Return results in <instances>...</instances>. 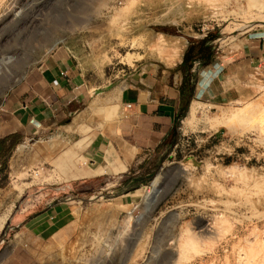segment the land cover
Masks as SVG:
<instances>
[{
  "label": "rangeland",
  "instance_id": "1",
  "mask_svg": "<svg viewBox=\"0 0 264 264\" xmlns=\"http://www.w3.org/2000/svg\"><path fill=\"white\" fill-rule=\"evenodd\" d=\"M260 24L264 0H0V105L66 45L92 87L90 111L111 117L116 107L98 103L110 90L114 100L144 66L175 63L203 34L225 42ZM244 87L246 95L232 102H196V118L181 119L167 156L131 203L122 205L111 187L84 191L99 183H58L71 185L64 193L74 219L28 264H264V81ZM38 160L1 172L0 216L17 200L52 197L58 179ZM20 247L12 264L26 261Z\"/></svg>",
  "mask_w": 264,
  "mask_h": 264
},
{
  "label": "crops",
  "instance_id": "2",
  "mask_svg": "<svg viewBox=\"0 0 264 264\" xmlns=\"http://www.w3.org/2000/svg\"><path fill=\"white\" fill-rule=\"evenodd\" d=\"M263 28L233 33L225 42L206 33L188 42L175 63L144 66L126 79L114 100L110 90L106 103H98L116 107L111 117L103 109L90 111L92 87L68 46L46 55L0 105V176L13 167L27 168L35 156L58 181L48 190L52 197L40 193L14 203L0 264L21 260L20 246L27 257L21 264H28L37 252L56 245L55 237L74 219V201L64 193L71 185L60 182L99 183L84 191L111 187L122 205L131 203L167 156L192 102L222 105L244 97L246 82L264 81ZM10 135L13 141L2 144Z\"/></svg>",
  "mask_w": 264,
  "mask_h": 264
},
{
  "label": "bare ground",
  "instance_id": "3",
  "mask_svg": "<svg viewBox=\"0 0 264 264\" xmlns=\"http://www.w3.org/2000/svg\"><path fill=\"white\" fill-rule=\"evenodd\" d=\"M127 58H128V61H129L130 60V56H128ZM191 104H190L191 106L189 107V111L187 113V116L185 117V119L183 121L184 122V125H187L192 120H194L196 118V113L199 111V105H197L196 102H194V103L192 102ZM234 114H235V116H237L236 114H238V113H234ZM8 211L6 213H4V214L2 213V215L0 216V230H1L2 226L4 225V223H5V221H6L7 217H8Z\"/></svg>",
  "mask_w": 264,
  "mask_h": 264
},
{
  "label": "trees",
  "instance_id": "4",
  "mask_svg": "<svg viewBox=\"0 0 264 264\" xmlns=\"http://www.w3.org/2000/svg\"><path fill=\"white\" fill-rule=\"evenodd\" d=\"M13 138H14V135H10L8 137H6L5 139L1 140V143L3 144L7 139L12 142L13 141Z\"/></svg>",
  "mask_w": 264,
  "mask_h": 264
},
{
  "label": "built area",
  "instance_id": "5",
  "mask_svg": "<svg viewBox=\"0 0 264 264\" xmlns=\"http://www.w3.org/2000/svg\"><path fill=\"white\" fill-rule=\"evenodd\" d=\"M263 31H264V28H263ZM260 66H264V59L262 60L261 64L259 65ZM128 106H130V104H128Z\"/></svg>",
  "mask_w": 264,
  "mask_h": 264
}]
</instances>
